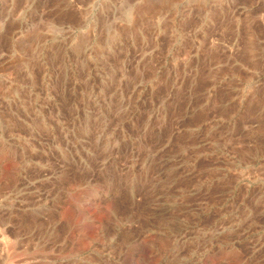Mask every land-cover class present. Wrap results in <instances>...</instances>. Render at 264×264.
Segmentation results:
<instances>
[{
  "label": "rangeland",
  "instance_id": "1",
  "mask_svg": "<svg viewBox=\"0 0 264 264\" xmlns=\"http://www.w3.org/2000/svg\"><path fill=\"white\" fill-rule=\"evenodd\" d=\"M0 264H264V0H0Z\"/></svg>",
  "mask_w": 264,
  "mask_h": 264
}]
</instances>
